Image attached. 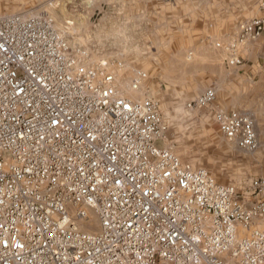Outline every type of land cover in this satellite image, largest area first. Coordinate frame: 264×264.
Here are the masks:
<instances>
[{
  "label": "built area",
  "instance_id": "built-area-1",
  "mask_svg": "<svg viewBox=\"0 0 264 264\" xmlns=\"http://www.w3.org/2000/svg\"><path fill=\"white\" fill-rule=\"evenodd\" d=\"M263 34L264 15L240 25L241 41ZM86 58L47 16L0 15V264H264V177L241 190L183 162L158 144L156 101L121 95ZM214 120L258 147L247 114Z\"/></svg>",
  "mask_w": 264,
  "mask_h": 264
},
{
  "label": "rangeland",
  "instance_id": "rangeland-1",
  "mask_svg": "<svg viewBox=\"0 0 264 264\" xmlns=\"http://www.w3.org/2000/svg\"><path fill=\"white\" fill-rule=\"evenodd\" d=\"M260 1L0 0V15L49 17L71 46L87 52L88 65H106L120 94L141 70L140 98L156 101L164 127L158 144L218 183L245 190L252 178L264 177V34L241 41L239 31L264 15ZM210 88L213 102L189 105ZM219 110L251 117L255 150L239 148L220 132Z\"/></svg>",
  "mask_w": 264,
  "mask_h": 264
},
{
  "label": "bare ground",
  "instance_id": "bare-ground-1",
  "mask_svg": "<svg viewBox=\"0 0 264 264\" xmlns=\"http://www.w3.org/2000/svg\"><path fill=\"white\" fill-rule=\"evenodd\" d=\"M127 94L121 93V95H123V96L131 97L133 99H139L140 97L145 95V92L142 89V87L133 88L131 86L129 88V90L127 91ZM86 223H87V225H86V227H84L85 229H87L89 231H95L97 229L98 217L94 211H90V213L88 214V218L86 220Z\"/></svg>",
  "mask_w": 264,
  "mask_h": 264
},
{
  "label": "crops",
  "instance_id": "crops-1",
  "mask_svg": "<svg viewBox=\"0 0 264 264\" xmlns=\"http://www.w3.org/2000/svg\"><path fill=\"white\" fill-rule=\"evenodd\" d=\"M262 41H264V40H262ZM263 48H264V46H263ZM262 77L264 78V70L263 69L260 70V78H262Z\"/></svg>",
  "mask_w": 264,
  "mask_h": 264
}]
</instances>
